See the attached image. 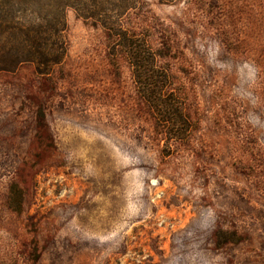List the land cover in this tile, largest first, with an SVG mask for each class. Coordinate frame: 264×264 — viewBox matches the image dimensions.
Returning a JSON list of instances; mask_svg holds the SVG:
<instances>
[{"label": "rangeland", "instance_id": "374dc122", "mask_svg": "<svg viewBox=\"0 0 264 264\" xmlns=\"http://www.w3.org/2000/svg\"><path fill=\"white\" fill-rule=\"evenodd\" d=\"M65 20L49 76L0 73V264H264V0L129 14L193 124L169 144L102 30Z\"/></svg>", "mask_w": 264, "mask_h": 264}, {"label": "trees", "instance_id": "16d2710c", "mask_svg": "<svg viewBox=\"0 0 264 264\" xmlns=\"http://www.w3.org/2000/svg\"><path fill=\"white\" fill-rule=\"evenodd\" d=\"M141 5L142 0H0V73L31 64L38 76H49L66 56L65 16L72 10L78 19L102 30L112 61L125 60L156 131L168 144L184 142L193 124L184 113L173 79L159 65L146 37L126 25L129 14ZM20 205V194L10 199L12 210L18 211Z\"/></svg>", "mask_w": 264, "mask_h": 264}]
</instances>
